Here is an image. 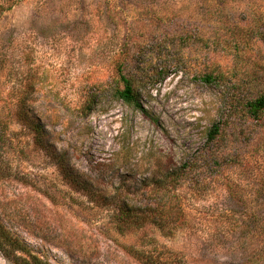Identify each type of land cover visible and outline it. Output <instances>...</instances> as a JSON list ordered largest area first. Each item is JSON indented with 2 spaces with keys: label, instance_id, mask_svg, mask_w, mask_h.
Here are the masks:
<instances>
[{
  "label": "rangeland",
  "instance_id": "rangeland-1",
  "mask_svg": "<svg viewBox=\"0 0 264 264\" xmlns=\"http://www.w3.org/2000/svg\"><path fill=\"white\" fill-rule=\"evenodd\" d=\"M0 5V217L34 253L51 264H144L131 248L264 264V112L255 119L245 106L264 94V0ZM120 67L156 120L113 96ZM27 115L109 193L155 202L165 193L145 184L183 173L170 193L173 230L127 227L116 206L73 187ZM0 264L15 263L0 251Z\"/></svg>",
  "mask_w": 264,
  "mask_h": 264
},
{
  "label": "trees",
  "instance_id": "trees-1",
  "mask_svg": "<svg viewBox=\"0 0 264 264\" xmlns=\"http://www.w3.org/2000/svg\"><path fill=\"white\" fill-rule=\"evenodd\" d=\"M1 7L2 5H0V12L4 10ZM203 80L207 83L213 84L217 83V81L220 80V77L218 75L207 73L203 76ZM111 89L114 97L140 110L149 118L156 120V118L142 104L136 81L133 77L127 75L122 67H120L118 71V79L114 81V85ZM245 106L251 117L259 119L264 112V94L247 102ZM87 108L90 109L91 106H87ZM24 121V125H26L31 134H33L37 145L47 154L55 157L57 165L61 168L65 177L73 187L86 193L91 199L98 203L105 206H116L118 209L119 220L125 226H143L150 223L163 230L166 228L173 230L174 227H172L171 223L174 222V218L179 220L180 207L178 201L170 198V193L172 190L178 188L181 183V181H175L174 179L178 177L179 179L177 180H180V176H182L183 173L180 175L179 173L167 172L160 178L155 179V181H149L145 184V187L150 188L154 186L157 192L165 194L161 195L160 199L157 198L155 202L149 201L146 203H138L134 200V197H132V194L135 193H132L129 190H124V187H116L115 193H109L107 189L105 190L98 185H95L93 178L85 173L78 172L73 166L67 163L64 154L61 155L60 153H56L55 147L50 142V133L39 119L27 115V119ZM222 125L223 123L216 122L209 130V139L211 141L215 140L220 135ZM185 169L186 167H182L180 171L184 172ZM176 212H178V217H175L174 215ZM130 250V252H132L144 264H187L184 259H179L177 255H172L171 257L156 252L146 253L134 248H131ZM0 251L15 264H51L48 260L34 253L28 242L19 234L12 231L1 217Z\"/></svg>",
  "mask_w": 264,
  "mask_h": 264
}]
</instances>
